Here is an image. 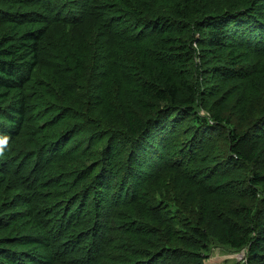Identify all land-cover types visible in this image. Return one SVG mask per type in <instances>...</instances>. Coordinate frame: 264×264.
Wrapping results in <instances>:
<instances>
[{
	"label": "rangeland",
	"instance_id": "374dc122",
	"mask_svg": "<svg viewBox=\"0 0 264 264\" xmlns=\"http://www.w3.org/2000/svg\"><path fill=\"white\" fill-rule=\"evenodd\" d=\"M176 1L0 0V42L14 38L13 29L19 23L46 25V33L40 40V64L28 88L29 105L23 135L11 146V156L3 160L0 155V174L5 176L0 184V264L5 263L4 254L11 252L17 254L21 264H38L30 249L20 245L24 229L16 218L24 211L34 209V215L46 228L43 234L49 233L51 242H56L55 247L63 248L69 241L83 239L82 230H86V243L92 242L93 225L99 216L108 224L113 217L118 218V211L124 210L120 207L140 196L142 208L133 209L132 217L124 219L135 227V222L139 223L138 228L142 224L150 225L154 229L152 236L142 234L145 238L135 240L137 246L112 245L110 255L107 254L102 264L115 261L125 264L137 255L136 247L141 245L148 249L149 241L163 239L161 233L166 232L163 237L171 235L164 231L166 226L174 232L175 245L185 248L189 244L188 236L194 238V234L189 232L186 236L184 225L191 224L196 230L205 229L208 238L201 254L204 264H245L248 250L232 248L223 242L226 227L239 229L245 222L240 202L251 201L242 181L231 183L244 178L245 174L241 175L236 168L238 165L224 154L226 143L220 131L210 130L206 135L209 138L205 139V135H196L199 126L191 121L193 115H169L168 120L178 123L175 126L171 123L161 135L157 151L154 145L140 148L131 166L134 172L137 169L136 174L125 178L123 183L130 166L128 154L123 150L110 160L115 168L101 178L99 166L106 156L111 157L104 148L109 146L110 140L116 143L119 139L118 131L109 135L107 128H120L125 112L144 111L136 95L138 79L145 68L138 52L148 49L153 50V55L156 53L152 46L154 39L149 36L154 19L149 22L151 25L138 26L137 22L140 18L163 13ZM207 1L215 8L236 7L231 8L233 12L251 4L250 0ZM139 4L145 13L135 10ZM259 18L252 10L248 15L238 16L235 22H241L239 28L243 35H234L235 26L228 25L233 40L246 38L242 45L248 40L255 41L260 34L259 29L254 31L261 25ZM244 48L242 50H248ZM249 55L253 67L254 62L264 60V55L258 52ZM109 59L121 63L123 71L116 68L110 72ZM208 74V71H200L199 78L203 81L213 78ZM217 82L205 83V86ZM261 92V95L251 93L252 105L243 114L247 122L254 119L264 105V87ZM2 106L5 108L0 104V112ZM197 110L201 115L207 114L205 97L199 101ZM239 113L243 110L237 112L236 119L246 128L248 125L241 121ZM1 116L0 113V120ZM102 134L109 138H99ZM141 160L144 165H139ZM90 165L99 168L89 174ZM225 175L227 183L216 182ZM99 185L105 187L107 197L106 203L101 205ZM91 188L94 191L87 201L85 196ZM149 208L154 210L149 212ZM153 213L166 220H157ZM198 232L195 234L199 235ZM80 246L75 258L83 257L85 247H92L90 244ZM55 247L52 245V250ZM169 262L170 258L163 256L154 264ZM54 264L65 263L54 261Z\"/></svg>",
	"mask_w": 264,
	"mask_h": 264
},
{
	"label": "trees",
	"instance_id": "16d2710c",
	"mask_svg": "<svg viewBox=\"0 0 264 264\" xmlns=\"http://www.w3.org/2000/svg\"><path fill=\"white\" fill-rule=\"evenodd\" d=\"M250 2L251 4L247 7L242 5L244 11L233 12L231 8L236 7L215 8L207 0H177L163 13L138 20L137 24L140 26L147 25L154 19V22H151L154 23L152 34L149 36L154 39L152 46L156 53L153 55V50L148 49L138 52L144 61L142 64L145 68L138 79L136 95L144 111L128 110L129 112H125L120 128L113 130L107 128L109 135L118 131L119 139L116 143L115 140H110L109 146L104 148V152L111 157L106 156L99 167L102 171L101 178H103L107 171L115 168L110 160L113 161L116 154L126 150L130 166L123 179L125 183V178H130L137 172V169L134 172L131 166L137 155L139 156L140 148L146 149L149 145H154L157 151V144L162 139L161 135L171 123V126L178 123L176 120L171 122L167 117L175 113L177 115L186 113L190 117L193 115L191 121L199 126L196 135L199 137L205 135L207 139L209 137L206 135L210 130L220 131L226 143L224 154L235 166L238 165L236 168H239L241 175L245 174L244 178L231 181V183L242 181L249 193L251 202L241 201L239 206L245 214L243 217L245 222L239 229L233 226L226 227L223 242L232 248H246L248 252L245 264H263L264 105L260 106L256 117L248 122L243 114H246L249 106L252 105L251 93L260 92L261 95V87H264V60L254 62V67L249 62L250 52L264 55V0L255 2L250 0ZM144 4L149 6L147 1ZM127 5L133 7L130 2H127ZM249 9L255 13L256 17H261L258 19L261 25L254 30L259 29L260 34L255 41L248 40L246 43L249 45H242L246 38L234 41L227 26L233 24L234 35H243L239 28L241 22L236 23L235 20L240 15H248L251 11ZM135 10L145 13L141 4ZM45 27L46 25L19 23L13 29L15 37L10 40L1 39L0 42V104L5 105L0 112L2 115L0 155L3 160L11 156L9 152H12L16 140L23 135V124L27 119L29 105L28 88L40 64L42 51L40 40L46 33ZM105 33L108 34V32ZM194 43L197 45L194 46ZM244 46L247 47V51L242 50L245 49ZM120 64L115 59H109L107 67L110 72L116 68L121 72L124 68L123 66L121 68ZM200 71H208L209 77L213 78L208 81L201 80ZM125 73L127 74L126 71ZM212 81L218 82L205 86V83ZM204 97L207 114L201 115L197 108L199 101ZM242 110L243 113L239 114L241 121L248 125L246 128L236 119L237 112ZM201 126L204 127L200 128ZM105 137L109 138L106 134L100 135L99 138ZM142 164L145 163L141 160L139 165ZM97 167V165H90L87 168L88 173L92 174L99 168ZM227 178L225 175L216 182L227 183ZM4 179V174H0V184L4 182ZM99 188L101 190L98 199L101 205L106 203L107 197L104 195L105 187L99 185ZM177 189L175 187V191ZM93 191L94 189L91 188L86 194L87 201ZM128 203L130 204L120 207L124 210L118 211L119 219L113 217L108 224H105L100 216L95 220L92 242L86 243L87 237H84L86 230H82L83 239L69 241L63 248L55 247L56 242H51L52 236L49 233L43 234L46 228L43 222L38 220V216L34 215L36 213L34 209H30L29 212L24 211L16 218L24 229L20 245L30 249L31 254L38 259V264H54V261H62L65 264H102L107 254L110 255L112 245L127 243L126 245L137 246L135 240L145 238L142 234L151 233L149 237L152 236L154 229H151L150 225L142 224L138 228L139 223L135 222V227L124 219L125 216L132 217L133 209L142 208L140 205L142 197H135ZM105 208L107 209L106 206ZM151 210L154 209L149 208V212ZM153 214L157 220L163 219L157 218L156 213ZM184 227L186 236L189 232L194 234V238L188 236L187 247L175 245L172 236L174 232L166 226L164 231L171 235L163 237L166 232L161 233L163 239L149 241L148 249H143L141 245L136 247L137 255L125 261V264H148L149 262L154 264L163 256L170 258L168 264H204L201 254L208 244L205 229L196 230L192 224L184 225ZM197 231L199 235L195 234ZM125 236L127 239H124ZM89 244L92 247L89 249L85 247L86 253L83 257L75 258L80 251V245ZM52 245L55 247L54 250ZM126 248L128 250V246ZM4 258V264H21L17 261V254L14 252L4 254ZM110 260H113L111 256ZM112 263L118 264L117 261Z\"/></svg>",
	"mask_w": 264,
	"mask_h": 264
}]
</instances>
